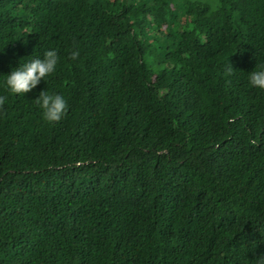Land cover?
<instances>
[{"label": "trees", "instance_id": "obj_1", "mask_svg": "<svg viewBox=\"0 0 264 264\" xmlns=\"http://www.w3.org/2000/svg\"><path fill=\"white\" fill-rule=\"evenodd\" d=\"M50 48L56 70L7 92ZM262 64L264 0H0V264H257Z\"/></svg>", "mask_w": 264, "mask_h": 264}, {"label": "clouds", "instance_id": "obj_2", "mask_svg": "<svg viewBox=\"0 0 264 264\" xmlns=\"http://www.w3.org/2000/svg\"><path fill=\"white\" fill-rule=\"evenodd\" d=\"M218 4L213 3L212 8L215 10ZM71 60H76L79 56V50L73 49L68 53ZM58 54L55 48L46 49L42 55L33 56L31 59L19 63L3 77V85L7 92L18 96L32 89L43 79L51 75L57 67ZM225 68V74L231 75L233 71L232 65ZM248 83L250 86L258 90H264V64L259 65L256 70L250 71L248 74ZM3 98H0L2 101ZM36 104L41 110L42 118L46 122H58L62 119L66 112L65 98L55 92L40 91ZM257 264H264V256L256 259Z\"/></svg>", "mask_w": 264, "mask_h": 264}, {"label": "rangeland", "instance_id": "obj_3", "mask_svg": "<svg viewBox=\"0 0 264 264\" xmlns=\"http://www.w3.org/2000/svg\"><path fill=\"white\" fill-rule=\"evenodd\" d=\"M202 1L209 2L211 5H212L213 3L218 4V0H202ZM147 64H148L149 66H151V67L154 66L155 68H157V67L160 66V60H159L158 56H152V55H151V56L148 58V60H147Z\"/></svg>", "mask_w": 264, "mask_h": 264}]
</instances>
